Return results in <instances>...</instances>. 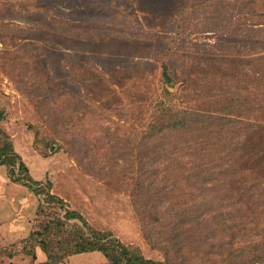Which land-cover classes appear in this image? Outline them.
<instances>
[{
	"label": "rangeland",
	"instance_id": "374dc122",
	"mask_svg": "<svg viewBox=\"0 0 264 264\" xmlns=\"http://www.w3.org/2000/svg\"><path fill=\"white\" fill-rule=\"evenodd\" d=\"M5 136L0 264H264V0H0Z\"/></svg>",
	"mask_w": 264,
	"mask_h": 264
},
{
	"label": "trees",
	"instance_id": "16d2710c",
	"mask_svg": "<svg viewBox=\"0 0 264 264\" xmlns=\"http://www.w3.org/2000/svg\"><path fill=\"white\" fill-rule=\"evenodd\" d=\"M165 77L170 78L168 75V68L165 65ZM185 123V117L182 120H176L171 124V130L178 127V124ZM164 126V125H163ZM163 126L159 130H163ZM4 143L0 145V166L5 165L9 168H16L19 166L20 175L17 176V179L23 176L28 183L31 181L34 183V180L29 174L28 167L23 163L18 154L15 153L11 143L7 141L5 136L2 139ZM196 176V174H194ZM191 176L185 175L186 182L192 179ZM21 181V180H20ZM71 218H77L81 221H84L81 214L77 212H71L68 214ZM61 226L63 225L60 223ZM91 234L86 236L83 234L82 230H77L75 236H77L80 241L73 243L75 249L72 251L73 254L78 255L81 253H92V252H101L105 255L107 261L99 264H172L168 261H156L152 259H146L141 253L134 249H130L128 246H125L121 241L114 239L113 235L107 231H99L89 227ZM41 233V232H40ZM47 253L48 260L53 259V254L50 255L48 250H45ZM65 254L70 253L67 248L64 251ZM71 253V254H72ZM64 256V255H63ZM56 264V263H55Z\"/></svg>",
	"mask_w": 264,
	"mask_h": 264
},
{
	"label": "crops",
	"instance_id": "0c3cea01",
	"mask_svg": "<svg viewBox=\"0 0 264 264\" xmlns=\"http://www.w3.org/2000/svg\"><path fill=\"white\" fill-rule=\"evenodd\" d=\"M93 253V252H92ZM96 253V252H95ZM84 255H86L85 253H81V254H78V255H75V256H84ZM103 259H101V261H102ZM99 263H103V262H97L96 264H99Z\"/></svg>",
	"mask_w": 264,
	"mask_h": 264
}]
</instances>
